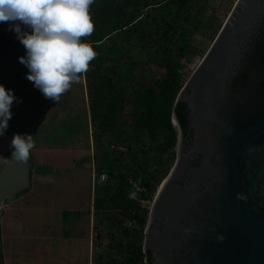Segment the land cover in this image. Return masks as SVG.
Returning <instances> with one entry per match:
<instances>
[{
	"label": "water",
	"instance_id": "1",
	"mask_svg": "<svg viewBox=\"0 0 264 264\" xmlns=\"http://www.w3.org/2000/svg\"><path fill=\"white\" fill-rule=\"evenodd\" d=\"M178 100L187 104L202 161L183 184L172 181L174 165L156 189L143 249L167 248L162 264H264V0L234 2ZM171 121L179 147L181 130ZM28 177V162L9 157L0 202ZM162 217L163 229L153 227Z\"/></svg>",
	"mask_w": 264,
	"mask_h": 264
},
{
	"label": "crops",
	"instance_id": "2",
	"mask_svg": "<svg viewBox=\"0 0 264 264\" xmlns=\"http://www.w3.org/2000/svg\"><path fill=\"white\" fill-rule=\"evenodd\" d=\"M2 37L0 29V84L19 102L13 101L8 128L0 136L1 167L13 133L31 134L34 148L27 160V187L0 202V264H100L85 73L59 101L45 98L18 60L25 52L22 44Z\"/></svg>",
	"mask_w": 264,
	"mask_h": 264
},
{
	"label": "rangeland",
	"instance_id": "3",
	"mask_svg": "<svg viewBox=\"0 0 264 264\" xmlns=\"http://www.w3.org/2000/svg\"><path fill=\"white\" fill-rule=\"evenodd\" d=\"M235 1L189 0L184 11L189 16L187 22L173 16L171 5L140 10L142 23L147 19L155 25L161 14L172 21L173 32L169 28L164 35L167 36V46L171 47L179 63L182 85L211 44ZM0 29H3V22H0ZM155 36L152 32L146 41L136 36L126 37L123 32H112L97 44L94 49L97 56L85 72V75L88 74L86 85L92 95L101 101L102 94L108 97L103 104L101 102L102 108L107 107L108 101H114L104 129H100L97 123L94 126L96 168L92 173L91 198L93 201L96 184L97 203L100 205L96 210V231L100 237L98 241L102 242L100 264H114L129 255L133 245L143 244L144 229L141 231L137 225L128 224L132 218L128 216L127 208L125 210L118 206L117 193L121 191L127 201H135V204L146 207L148 214L159 185L151 198H135L134 183L139 185V177L155 166V150L151 141L135 129L136 110L133 105L141 86L154 84L165 75V68L160 62L161 53L157 52L153 42ZM184 42L189 43L191 48L184 51L179 49ZM173 149L174 155L169 159L170 167L175 160V147ZM94 157L91 156L92 161ZM164 157L169 158L170 153L166 152ZM134 170L138 173L137 179L132 177ZM30 200L32 202L34 197Z\"/></svg>",
	"mask_w": 264,
	"mask_h": 264
},
{
	"label": "trees",
	"instance_id": "4",
	"mask_svg": "<svg viewBox=\"0 0 264 264\" xmlns=\"http://www.w3.org/2000/svg\"><path fill=\"white\" fill-rule=\"evenodd\" d=\"M189 0H94L90 6V15L94 24L93 32L83 37L88 41L93 50L97 44L109 37L112 32H123L126 37L136 36L142 40H148V36L152 32L156 35L153 42L161 53L160 62L165 68V75L158 79L154 84H144L139 88L137 95L133 100L136 110L134 117L135 129L145 134L151 141L155 150V166L142 176H138L136 170L133 171L132 177H139V184L145 188V191H135L136 199L151 198L155 188L161 179L167 173L170 167L169 159L173 157L175 144L177 142V128L173 125L171 119L174 115L183 133H185L187 115L185 112L186 104L183 101H175L176 95L181 88L180 75L178 72L179 63L172 54L171 47L167 46L166 30L172 27V21L160 15L159 21L154 25L149 20H144L140 16L141 9L150 7L160 8L165 5H171L174 17H181L187 22L189 16L184 11L187 8ZM139 17V18H138ZM153 30V31H152ZM173 32V29H171ZM171 36V35H168ZM6 42L20 43L16 39L15 33L8 28L7 22H3V37ZM169 40V39H167ZM183 51L191 48V45L184 42L179 49ZM88 78V74L85 75ZM90 85V84H89ZM88 89V88H87ZM90 116L92 123V137L94 139V126L96 123L100 129H104L110 118L114 101H108L106 108H102L104 100L108 98L102 94L101 99L96 95H92L88 89ZM166 152L170 153V157H164ZM96 168V167H95ZM22 190H25L22 189ZM21 190V191H22ZM20 192V191H19ZM118 206L129 212L128 216L135 220L139 230H143L147 220V208L129 202L121 193H117ZM93 204L95 209L99 208L97 203V187L94 184ZM148 251H144L142 244L133 245L129 255L123 259L116 261L114 264H145Z\"/></svg>",
	"mask_w": 264,
	"mask_h": 264
},
{
	"label": "clouds",
	"instance_id": "5",
	"mask_svg": "<svg viewBox=\"0 0 264 264\" xmlns=\"http://www.w3.org/2000/svg\"><path fill=\"white\" fill-rule=\"evenodd\" d=\"M94 0H0V22L22 44L18 57L27 68L26 78L52 101H59L88 70L97 56L91 44L82 39L94 30L90 6ZM19 100L11 89L0 84V136L11 118L13 101ZM10 159L23 163L34 148L31 134L13 133L9 141Z\"/></svg>",
	"mask_w": 264,
	"mask_h": 264
},
{
	"label": "flooded vegetation",
	"instance_id": "6",
	"mask_svg": "<svg viewBox=\"0 0 264 264\" xmlns=\"http://www.w3.org/2000/svg\"><path fill=\"white\" fill-rule=\"evenodd\" d=\"M184 102V101H183ZM186 104V103H185ZM185 112H188V107L186 104ZM178 123V122H177ZM179 125V124H178ZM180 128V126H179ZM181 130V139L180 145L177 147V143L175 144V160L171 167L168 169L165 176L159 182V185L163 182V180L168 176L169 171L175 165V172L173 174L172 181L177 184H183L190 178V173L194 169V167L199 166L202 161V154L194 147L195 143V130L191 126L189 119V112L187 115V123L185 128V133ZM180 151V158L176 160L177 151ZM163 217L156 218L155 223L152 224L153 227L162 230L163 228ZM161 243V240L159 241ZM144 250V249H143ZM148 251L147 257L144 260L145 264H162L161 256L168 252L167 248L159 247L158 249H145ZM144 250V251H145Z\"/></svg>",
	"mask_w": 264,
	"mask_h": 264
},
{
	"label": "built area",
	"instance_id": "7",
	"mask_svg": "<svg viewBox=\"0 0 264 264\" xmlns=\"http://www.w3.org/2000/svg\"><path fill=\"white\" fill-rule=\"evenodd\" d=\"M134 186H135L136 190H139V191H145V188H144L143 186H141L140 184L137 185L136 183H134ZM128 224L134 226V225H136V222H135L134 219H130V220L128 221Z\"/></svg>",
	"mask_w": 264,
	"mask_h": 264
},
{
	"label": "bare ground",
	"instance_id": "8",
	"mask_svg": "<svg viewBox=\"0 0 264 264\" xmlns=\"http://www.w3.org/2000/svg\"><path fill=\"white\" fill-rule=\"evenodd\" d=\"M158 187H159V185H158ZM158 187H157V188H158Z\"/></svg>",
	"mask_w": 264,
	"mask_h": 264
}]
</instances>
